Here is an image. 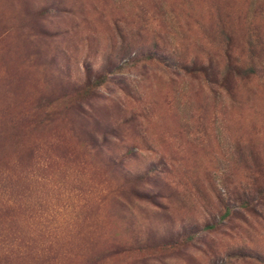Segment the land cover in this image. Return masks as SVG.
<instances>
[{"label": "rangeland", "instance_id": "1", "mask_svg": "<svg viewBox=\"0 0 264 264\" xmlns=\"http://www.w3.org/2000/svg\"><path fill=\"white\" fill-rule=\"evenodd\" d=\"M221 25L249 56L264 0H0V264H264V68L173 64Z\"/></svg>", "mask_w": 264, "mask_h": 264}, {"label": "trees", "instance_id": "2", "mask_svg": "<svg viewBox=\"0 0 264 264\" xmlns=\"http://www.w3.org/2000/svg\"><path fill=\"white\" fill-rule=\"evenodd\" d=\"M221 28L224 35V38L219 40L222 56L219 57L204 49L198 54L194 53L195 57L189 61H184L186 54H179L176 47L174 53L178 54L179 59L173 64L183 70L185 74L201 76L208 85L213 84L234 98V95L237 96L239 92V81L256 75L258 67L264 68V45L260 38L249 34L247 48L250 55L245 56L244 52L242 54L243 50L239 51L240 47L236 46L235 32L232 29L228 30L224 25H221ZM144 56L146 58L156 57L152 53H147ZM87 76L85 84L80 87L79 91L84 97L92 95L95 89H98L109 79L108 73L103 72L93 75V77L89 72ZM217 96L221 97L222 95L217 94Z\"/></svg>", "mask_w": 264, "mask_h": 264}]
</instances>
